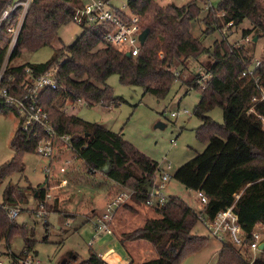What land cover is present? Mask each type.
Instances as JSON below:
<instances>
[{
	"label": "trees",
	"instance_id": "trees-1",
	"mask_svg": "<svg viewBox=\"0 0 264 264\" xmlns=\"http://www.w3.org/2000/svg\"><path fill=\"white\" fill-rule=\"evenodd\" d=\"M7 1L0 0V12ZM204 1L191 0L183 6L163 7L156 0H127V9L139 17L142 30H150L136 57H129L107 44L103 36L113 26L102 23L83 25L84 31L74 44L56 49L44 63L13 66L11 63L25 52L51 46L60 27L72 21L74 12L85 3L84 0H31L9 61L5 83L12 79L15 95L22 98L27 84L34 83L58 65L57 78L65 89L46 90L40 98L53 126L59 134L72 137L73 152L90 170L103 172L115 183L133 189L131 200L147 205L151 194L149 185L154 188L158 182L159 162L135 147L120 132L69 114L64 109L65 104L67 100H83L89 105L114 104L117 100L113 88L107 84L114 74L119 75L122 84L141 86L146 93L164 99L178 80L179 72L188 67L189 60H198L206 53L212 55L214 63L206 70L208 78L196 77L189 82L201 93L194 114L202 121L197 137L206 148L181 166L173 178L186 188L205 194L207 203L203 213L212 219L233 206L244 245L250 246L254 241L253 232L264 229V99L253 100L262 97L264 61L253 76H243L253 64L250 48L230 42L227 36L207 47L193 32L197 22L205 26L202 36H212L229 23H233L229 27H239L248 20L253 28L243 30L244 39L250 35L261 38L264 36V0H218L206 12L202 6ZM23 11L24 6H18L0 34V69L12 38L9 29L17 26ZM216 107L222 109V123L209 116ZM9 112L18 117L17 107L0 97V114ZM41 137L27 140L19 124L11 141L15 154L0 166V179L25 171L23 158L27 153H36ZM238 193L240 197L236 198ZM28 194L42 201L46 190L40 185L22 188L9 184L0 202V242L5 241L9 250L16 236L25 240V249H35L34 229L18 223L9 213L11 207L28 203ZM198 222L197 212L182 198L172 196L164 205L152 206V214L144 224L126 232L122 241L149 242L156 256L144 259L141 264H181L187 254H196L208 244V238L194 234ZM244 250L231 243L223 244L218 264H264V250L257 252L253 260L251 252ZM78 264L106 263L99 253L91 251L89 258Z\"/></svg>",
	"mask_w": 264,
	"mask_h": 264
},
{
	"label": "rangeland",
	"instance_id": "rangeland-1",
	"mask_svg": "<svg viewBox=\"0 0 264 264\" xmlns=\"http://www.w3.org/2000/svg\"><path fill=\"white\" fill-rule=\"evenodd\" d=\"M156 1L166 7L170 4L183 6L191 0ZM214 1L202 2L205 12ZM126 4L127 0L111 1L113 9L130 13ZM21 17L24 18L25 14L22 13ZM252 28L251 23L246 20L239 27L227 26L219 29L221 34L216 32L212 36H202L205 26L202 22H197L193 33L200 37L207 47L212 46L215 40H220L224 36L236 45H246L252 50L254 55L252 65L255 66L257 62L264 61V36L254 41L258 35H250L249 41L245 40L243 30ZM83 31V26L72 20L60 27L59 34L51 46L43 47L36 52H25L11 65L44 63L52 57L56 49L74 44ZM213 63L214 57L208 53L198 60H189L188 67L179 72L178 80L164 99H158L146 93L141 86L124 85L120 82L119 75L114 74L107 81V84L113 88V94L117 100L114 104L111 106L102 103L89 105L82 100L77 102L67 100L64 108L69 114L76 115L85 121L120 132L135 147L159 162V168L173 176L181 166L206 148V144L197 137V128L202 121L194 114V109L201 100V93L198 89L191 87L189 82L196 77L207 79L206 70L211 68ZM184 110H188V113H184ZM178 111L181 112L178 116L172 115L173 112ZM209 116L218 123L223 122V112L220 107L214 108ZM160 123L165 126L159 127ZM18 126L19 119L14 112L0 114V166L8 163L15 154L11 141ZM23 160L24 172L0 179V202L3 201L4 191L9 184L22 188H27L29 185L45 187L47 184L48 189L45 190L52 196L48 203L49 207L46 208V215L38 216L40 201L36 200L32 194H28V203H19L15 207L19 210L17 222L28 225L35 231L34 239L37 243L33 251L42 264H78L88 259L91 251L104 253L110 248L126 256L125 248L119 239H123V230L126 229L128 232L142 226L147 217L152 214V206L137 204L129 199L116 214L114 224L117 225L118 220L120 227L115 229V235L101 237L95 232L91 210L96 208L97 213H101L105 207L103 200L106 196L113 197L124 189L122 186L114 183L103 172L90 170L65 143L51 160L42 158L36 153L25 154ZM169 164L170 168H168ZM45 167L50 168L49 173L44 172ZM157 178L160 181V176ZM64 179L68 180V185L61 187L60 184ZM70 191H73L74 199L68 202L63 201L66 193ZM163 193L167 198L172 196L182 198L196 212L203 210L197 192L186 188L173 177L167 182ZM261 232L264 236V229H261ZM194 234L208 238V244L196 254H187L181 264H218L223 244L212 237L201 222H198L195 227ZM45 238L47 241H44ZM141 241L149 244L146 240ZM25 248L26 242L19 236L13 239L10 250L5 241L0 242V263L12 264L15 258V264H23ZM142 249L145 251L146 248ZM135 254L138 256L139 251ZM249 254L251 256L253 252ZM146 258L148 259L149 256L144 259Z\"/></svg>",
	"mask_w": 264,
	"mask_h": 264
},
{
	"label": "built area",
	"instance_id": "built-area-1",
	"mask_svg": "<svg viewBox=\"0 0 264 264\" xmlns=\"http://www.w3.org/2000/svg\"><path fill=\"white\" fill-rule=\"evenodd\" d=\"M30 1L31 0H18L17 2H15V0L7 1L6 5L0 12V34L4 27L9 23L13 12L18 6L23 5V13L26 14ZM84 1V6L74 12L73 21L81 26H92L102 23L109 24L113 26V29L106 32L103 36V40L107 44L117 47L126 55L127 53H130L131 56L136 57L140 54L143 47L140 41V34L143 30L139 24L138 16L126 13L123 10L115 8L113 9L111 1ZM217 2L218 0H215L211 5H216ZM211 5H209V7ZM23 19L24 18L21 17L17 26L9 29L12 33V38L6 53L5 60L0 69V97L5 98L7 104L17 107L20 130L22 135L25 136L27 140L30 141L33 138H37V136H42L36 146V154L42 158L51 160L56 156L59 150H61L63 143L67 144L68 147H71L72 139L70 135H61L57 132L50 121L49 113L40 103V98L46 90H57L60 87L65 89V87L59 83L57 78L59 66L57 65L51 68L49 71L38 77L34 83L27 84V91L22 98H18L15 95V85L10 82L12 79H9V82L5 83V74L8 69L11 55L15 48ZM232 24L233 23H229V26ZM245 40L248 41L249 38ZM259 64L260 62H257L255 66L250 65L243 73V76H253V73ZM28 72H30V70H28ZM256 80H258V78H256ZM261 90L262 97H254V101L264 99V88L261 87ZM183 112L188 113V110H184ZM180 113V111L173 112L172 115L178 116ZM262 119L264 120V118ZM170 167L171 165L169 164L168 168ZM44 172L49 173L50 168L45 167ZM157 176H160V181H158L155 187L151 189L150 198L147 201V205L153 207L162 206L165 204L167 197L163 193V189L167 182H169V180L173 177L170 173L165 172L161 168H159ZM67 185L68 183L66 180H63L60 184L61 187H65ZM44 188L46 190L48 189L47 184ZM133 194V189L124 187L123 190L119 191L110 198L101 213H97L94 216V228L97 235H114L113 225L116 214L119 208L132 198ZM197 194L200 197L202 206H204L207 203V197L201 191H198ZM51 196L52 195L46 191L44 200L39 202V217L46 215V208ZM235 196L236 198H239L240 193L236 194ZM9 213L10 217L15 219L19 215V210L15 207H11L9 209ZM197 214L199 222H201L208 229L212 237L220 241L222 244L231 243L238 248L253 252V255L250 256L252 257L250 258L251 260L254 259L257 252L262 251L260 246L264 242V236L261 230H255L253 232L254 241L250 244V246L244 245L243 233L238 223L237 215L233 211V206L225 211L220 212L213 219L205 215L203 210H200L197 212ZM23 255L25 256L22 260L23 264H42V261L34 253V251L24 249ZM100 256L102 257V255ZM12 264H15V260Z\"/></svg>",
	"mask_w": 264,
	"mask_h": 264
},
{
	"label": "crops",
	"instance_id": "crops-1",
	"mask_svg": "<svg viewBox=\"0 0 264 264\" xmlns=\"http://www.w3.org/2000/svg\"><path fill=\"white\" fill-rule=\"evenodd\" d=\"M118 104V103H117ZM111 106V105H110ZM68 172V170L66 171ZM65 180V179H64ZM47 181V180H46ZM66 181H68L66 179ZM114 182V181H113ZM68 183V182H67ZM115 183V182H114ZM117 184V183H116ZM120 187L121 185L118 184ZM123 187V186H122ZM124 188V187H123ZM110 190V189H109ZM109 190H108V193H109ZM107 193V194H108ZM112 197V196H111ZM74 199V193L73 191H70V192H67L66 195H65V199H63V201H70V200H73ZM110 200V196L107 195L106 198L103 200L104 203L103 205L107 204V202ZM102 201V202H103ZM106 202V203H105ZM194 209V208H193ZM195 210V209H194ZM91 219L93 220L95 214L97 213V210L96 208H92L91 210ZM147 213V212H146ZM117 225L114 224L113 225V228H114V235H115V229L119 228L120 227V222L117 220ZM116 225V226H115ZM116 229V230H117ZM127 231L126 229L123 230V236L124 237V234L125 232ZM102 236H109V235H106V234H102ZM113 235H111L110 237H112ZM119 238V237H118ZM120 241L122 242L124 248H125V251H126V256L124 255H121L119 252H117L115 249L113 248H110L109 250L105 251L104 253H101V252H97L99 253L100 255H102V258L103 260L105 261L106 264H141V261L146 257V256H149L148 259L150 258H153L156 256L154 250L150 247L151 245L150 244H144L143 241L139 240V241H122L123 239L122 238H119ZM122 239V240H121ZM143 247H145V251L142 249ZM139 251V254L137 256V254H135V252H138ZM142 251H144V253H142ZM144 256L142 258V256ZM153 255V256H152ZM141 256V257H140ZM152 256V257H150ZM147 259V258H146ZM145 259V260H146Z\"/></svg>",
	"mask_w": 264,
	"mask_h": 264
},
{
	"label": "water",
	"instance_id": "water-1",
	"mask_svg": "<svg viewBox=\"0 0 264 264\" xmlns=\"http://www.w3.org/2000/svg\"><path fill=\"white\" fill-rule=\"evenodd\" d=\"M149 32H150V30L149 29H145V30H143L142 31V33L140 34V41H141V44L144 46V44L146 43V40H147V38H148V35H149ZM259 38H258V36H256L255 37V39H254V41H257ZM127 56H131V54L130 53H127ZM158 126L159 127H164L165 125L164 124H162V123H160V124H158ZM105 168H107V167H105ZM151 186L149 185V191L151 192ZM260 248L262 249V250H264V242L261 244V246H260Z\"/></svg>",
	"mask_w": 264,
	"mask_h": 264
}]
</instances>
